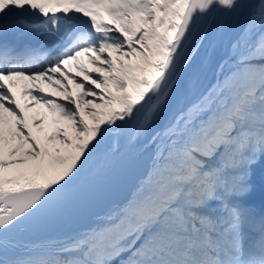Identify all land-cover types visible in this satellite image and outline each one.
I'll return each mask as SVG.
<instances>
[{"label":"snow or ice","instance_id":"6c2138e0","mask_svg":"<svg viewBox=\"0 0 264 264\" xmlns=\"http://www.w3.org/2000/svg\"><path fill=\"white\" fill-rule=\"evenodd\" d=\"M0 264H264V0H0Z\"/></svg>","mask_w":264,"mask_h":264},{"label":"bare ground","instance_id":"6f19581e","mask_svg":"<svg viewBox=\"0 0 264 264\" xmlns=\"http://www.w3.org/2000/svg\"><path fill=\"white\" fill-rule=\"evenodd\" d=\"M27 84V86L28 87H31V84H29L27 81H24V86ZM22 91H24V87H23V89H22ZM45 92H48V91H46L45 90ZM23 93V92H22ZM16 95H17V98H18V100L20 101V103L23 105L24 103H25V101L26 100H28V98L27 97H23L22 96V94H21V91H20V93H19V95H18V93H16ZM54 95V94H53ZM21 98V99H20ZM26 111V113L28 114V115H33L34 114V110H25Z\"/></svg>","mask_w":264,"mask_h":264},{"label":"rangeland","instance_id":"374dc122","mask_svg":"<svg viewBox=\"0 0 264 264\" xmlns=\"http://www.w3.org/2000/svg\"><path fill=\"white\" fill-rule=\"evenodd\" d=\"M81 60H82L84 63L87 62V61H86V57H82ZM73 71H75L74 68H73ZM45 85H46L48 88L45 87L44 85H42V86L44 87V89H45L46 91H48V92H53V94H54L55 96H59V95H60L59 93L55 92L54 89H51L52 91H50V90H49L50 87H49L47 84H45ZM38 108H39V106H38ZM43 111H46V110L43 109Z\"/></svg>","mask_w":264,"mask_h":264}]
</instances>
